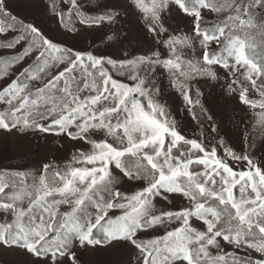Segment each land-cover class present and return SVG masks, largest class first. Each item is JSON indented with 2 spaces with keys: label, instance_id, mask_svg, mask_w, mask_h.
Wrapping results in <instances>:
<instances>
[{
  "label": "rangeland",
  "instance_id": "1",
  "mask_svg": "<svg viewBox=\"0 0 264 264\" xmlns=\"http://www.w3.org/2000/svg\"><path fill=\"white\" fill-rule=\"evenodd\" d=\"M58 2L67 13L78 10L97 22L78 23L70 33L44 0H0V9L27 23L51 51L70 53L18 87L31 58L26 56L0 80V112H35L41 106L27 99L30 92L53 88L58 80L67 92L68 75L85 79L53 119L28 124L18 116L11 129L0 122V172L22 181L5 190L17 208L0 205V264H73L72 258L77 264H147L134 238L148 246L151 264H188L186 246L192 243L200 260L243 264L227 258L232 254L264 264V242L221 236L216 215L193 205L179 181L185 178L201 194L230 205L241 223L264 235V109L250 103L260 100L257 71L230 50L224 65L205 60L220 40L208 43L197 34V17L180 12L172 0ZM199 17L211 19V13ZM8 36L10 31L0 32V39ZM23 46L21 41L0 56L18 54ZM87 63L105 74L103 95L82 69ZM193 107L202 126L192 118ZM49 127L60 130H44ZM179 143L189 148L174 156ZM129 154L158 172L154 184L120 171L119 159ZM192 163L201 165L195 173ZM50 166L58 183L47 189L44 170ZM63 194L69 195L66 204L49 200ZM55 210L63 222L53 240L64 253L37 258L24 246L53 238ZM170 216L183 219L158 223ZM102 218L108 242L89 244L87 236Z\"/></svg>",
  "mask_w": 264,
  "mask_h": 264
},
{
  "label": "trees",
  "instance_id": "2",
  "mask_svg": "<svg viewBox=\"0 0 264 264\" xmlns=\"http://www.w3.org/2000/svg\"><path fill=\"white\" fill-rule=\"evenodd\" d=\"M64 1V0H63ZM69 2V0H67ZM177 8L183 14L195 15L197 17L195 32L202 34L208 43L220 40L218 49L209 51L205 60L211 61L217 65L225 64L226 51L233 52L236 61L245 68L257 71V77L254 81V90L260 96L259 102H250L252 105L264 109V0H172ZM51 11L57 14L59 24L65 31L73 33L76 31V25L95 24L97 20L87 18L78 10L73 13H67L59 7L58 0H44ZM70 3V2H69ZM74 8V7H73ZM201 11L211 13V19L199 17ZM11 32V36L0 39V51L11 49L23 41L24 46L18 54L0 56V80L8 77L9 73L24 62L26 56L31 55L29 63L24 67L17 78V86L24 87L32 78L39 76L42 71L48 67L56 65L60 57L70 58L67 51L53 52L44 43L42 37L35 33L27 23L21 22L11 14L0 9V32ZM92 76L94 91L97 95H103V85L105 74L98 67H93L87 63L82 68ZM85 85V79L67 76L66 83L58 80L54 83L53 88L47 87L40 92H30L27 99L41 106L35 112L26 114L24 111L16 113L0 112V122L6 129L14 127L18 116H25V122L28 124L53 119L56 114L61 112L69 100L78 94ZM192 118L197 126L203 125L201 112L193 107L191 109ZM45 131L57 132L59 127L45 128ZM189 145L179 143L172 151V155L179 156L181 152L186 151ZM201 165L198 163L190 164L189 170L195 173ZM119 169L124 175H132L135 179L146 186H150L157 181L158 172L153 169L146 160L139 155H124L119 159ZM185 178H179L180 188L183 193L187 194L193 205L201 204L205 209L212 211L217 221L215 231L221 236H239L246 243H263L264 235L259 232L255 226H246L238 219L235 210L228 204L222 203L219 199L209 194H201L193 186L185 182ZM58 183L55 176V169L50 166L44 170V185L47 189H52ZM22 181L15 175L0 172V185L3 187L0 192V205L8 206L12 210L16 207L13 199L6 196L8 188L21 186ZM69 195H55L49 199L52 202L67 203ZM70 204V203H69ZM181 216L162 217L158 223L164 222H181ZM63 222L62 212L55 210L52 215V221L49 225V235L51 238L46 242H39L34 245L26 243L24 247L35 257L45 258L48 254L57 252L64 253L59 243L54 241V237L62 231L61 223ZM103 218L93 227L87 236L89 244L108 242L104 234ZM149 224L143 227H149ZM77 229L81 228L78 222ZM6 240V239H5ZM133 245L143 251L148 259L145 261L151 264L149 260L150 250L141 240L134 238ZM197 246L189 244L186 246V261L188 264H222L216 260H200L197 254ZM227 258L236 260L243 264H255L254 260L228 255ZM73 264L75 259H71Z\"/></svg>",
  "mask_w": 264,
  "mask_h": 264
}]
</instances>
